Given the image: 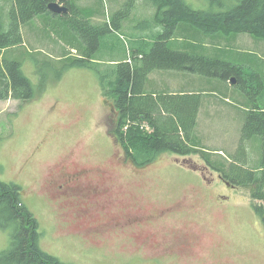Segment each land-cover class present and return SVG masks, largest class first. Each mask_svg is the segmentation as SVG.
Here are the masks:
<instances>
[{
    "label": "rangeland",
    "instance_id": "obj_1",
    "mask_svg": "<svg viewBox=\"0 0 264 264\" xmlns=\"http://www.w3.org/2000/svg\"><path fill=\"white\" fill-rule=\"evenodd\" d=\"M68 1L70 10L65 16L52 20L39 14L22 25L24 44L29 51L38 50V57L47 55L56 59L61 57L63 49L77 56L87 52L93 57L96 52L89 49L80 31L74 28L73 19H86L90 15L95 21H101L108 18L105 12L111 16L119 13L115 8L125 6V0ZM186 1L200 9L210 8L209 0ZM227 1L232 5V0ZM215 5L223 8L225 1L224 5ZM137 13L130 15L133 22L138 18ZM148 21L153 26L154 21ZM124 24L127 23L124 21ZM176 27L183 42H194L186 33L188 31L182 30L181 23ZM207 29L216 32L218 27L209 25ZM234 30L233 27V31L218 35L226 43L229 42L226 37L233 36L231 48H226L230 44L213 41L210 49L229 52L234 58L242 59L246 68L252 67L264 74V36L259 38L256 33L236 35L232 33ZM120 32L126 35L125 43L124 36H120L122 39L109 36L97 43L99 62L104 63L99 66L100 75L93 69L73 67L31 101L0 100V180L22 186L27 205L43 231L40 245L71 264H264V222L254 208V203L264 207V201L252 200L254 183L236 181V188H231L222 180L219 171L223 168L230 171L229 164L234 163L235 167L260 175V183L264 185L258 143L259 138L262 139L242 136L244 114L254 105L253 100L260 103L255 106L264 107V102L260 101V98L264 101V90L261 94L251 81L245 82L249 87L246 94L237 86L240 84L235 76L221 80L183 71L155 70L150 80H162L156 83V92L193 90L201 95L196 122L200 139L197 140L212 166L200 154L184 157L172 152L162 153L145 166H135L126 159L121 145L109 133L119 113L113 100L103 96L100 87V76H104L106 82L109 77L107 65L110 64L105 62L110 58L117 60L129 45L127 34L123 30ZM208 37L204 33L197 43L204 46ZM71 42L76 43L75 49L73 44L69 45ZM138 45L144 48L143 44ZM111 46L116 48L115 56L107 50ZM22 53L24 73L33 84L39 85L41 77L34 72L33 60L28 58L25 49ZM56 66L55 63L50 69ZM138 122L130 123L128 128L140 126ZM142 124L146 135L152 133L149 125ZM69 159L86 167L104 166L114 178L117 186L100 199L105 206L102 212L98 213L96 204L59 197L47 188L49 177L56 176L55 166ZM173 204H182L181 209L175 210L180 211L165 221L146 224L150 229L157 224L166 227V234L152 242H144V233L139 234L137 230H92L111 225L127 213H146ZM175 231L196 242L192 249L153 252L156 241L170 239ZM10 238V231L0 228V252L9 246Z\"/></svg>",
    "mask_w": 264,
    "mask_h": 264
},
{
    "label": "trees",
    "instance_id": "obj_2",
    "mask_svg": "<svg viewBox=\"0 0 264 264\" xmlns=\"http://www.w3.org/2000/svg\"><path fill=\"white\" fill-rule=\"evenodd\" d=\"M51 1L55 0H0V100L11 98L22 103L31 101L41 96L49 85L58 82L73 67L93 69L99 74V66L104 63L99 62L97 43L109 36L120 39V36H124L122 41L125 43L126 35L120 32L123 30L129 38V45L124 47L117 60L110 58L105 62L110 64L107 65L110 68L109 77L106 82L104 76H100V87L103 96L113 100L119 113L111 123L109 133L121 145L126 159L135 166H145L162 153L171 152L184 157L200 154L212 166L207 152L197 140L200 139L196 122L201 95L193 90L179 93L148 89L149 76L155 70L183 71L221 80L235 76L240 84L237 86L246 94L245 90L249 87L245 86V82L251 81L261 94L264 90V74L258 69L246 68L242 59L234 58L229 52L210 49L213 41L221 45L230 44L226 48H231L233 36L226 37L229 39L226 43L218 35L223 34V31H233V27L236 30L232 33L236 35L256 33L259 38L264 36V0H232V5L227 0H209L210 8L206 9L194 7L186 0H125L124 7L115 8V12L119 13L109 16L105 12L108 18L104 17L101 21H95L90 15L86 19L74 18V28L80 31L89 49L96 52L94 59L87 52L77 56L66 49L56 59L47 55L38 57V50L29 51L30 48L24 44L22 25L39 14L52 20L65 16L49 10ZM61 3L70 10L68 0H61ZM215 4L224 7H216ZM133 12L138 14L134 22L130 16ZM149 19L154 21L153 26L149 24ZM179 23L194 42L187 44L181 40L179 28L176 27ZM209 25L218 27L216 32L209 31ZM203 32L209 37L205 45L201 46L197 41L202 39ZM67 40L70 41L68 36ZM72 44L75 49L76 43H69ZM138 44H143L144 50ZM23 49L34 62V72L41 77L39 85L33 84L23 71ZM107 50L111 56L116 55L115 46ZM219 53L222 56H213ZM55 63L57 69H50ZM253 101L254 105L244 114L246 119L242 136L261 137L262 140H258L261 147L260 163L264 166V107L255 106L259 102ZM260 101L264 102L261 98ZM137 120L140 126L137 124L128 128L130 123ZM142 123L149 125L153 129L152 133L146 135L141 128ZM1 142L0 138V147ZM224 169H217L223 179L235 185L236 181L254 183L256 188L252 191V200L264 201V185L260 183V175L235 167L234 163L229 164L230 171ZM22 193L23 188L18 183L0 180V228L10 231L11 235L9 246L0 252V264H71L42 248L43 231ZM254 208L264 222L262 204L254 203Z\"/></svg>",
    "mask_w": 264,
    "mask_h": 264
},
{
    "label": "flooded vegetation",
    "instance_id": "obj_3",
    "mask_svg": "<svg viewBox=\"0 0 264 264\" xmlns=\"http://www.w3.org/2000/svg\"><path fill=\"white\" fill-rule=\"evenodd\" d=\"M71 164L76 167H72ZM55 175L50 176L47 188L53 190L59 197L73 198L74 200H82L85 203L96 204L99 208L98 213L102 212L105 206L101 204L100 199L109 194L117 186L114 178L108 173V170L101 165L86 167L76 162L65 161L55 166ZM222 178V177H221ZM225 184L231 188L237 185L231 184L222 178ZM182 204H177L167 208L149 212L127 213L111 225H101L100 228H94L96 232L106 231H124L137 230L144 233V242H152L159 236L166 234V227L157 224L154 229L146 226L147 223H158L165 221L170 216L176 214L177 209H181ZM80 211V210H79ZM77 209L76 215L79 216ZM196 242L185 239L180 232H173L170 239L163 242L156 241V248L153 252H181L190 250Z\"/></svg>",
    "mask_w": 264,
    "mask_h": 264
},
{
    "label": "water",
    "instance_id": "obj_4",
    "mask_svg": "<svg viewBox=\"0 0 264 264\" xmlns=\"http://www.w3.org/2000/svg\"><path fill=\"white\" fill-rule=\"evenodd\" d=\"M48 8L50 11L58 14H65L68 13V7L64 4H62L59 1H53L48 4ZM236 82V81H234Z\"/></svg>",
    "mask_w": 264,
    "mask_h": 264
},
{
    "label": "crops",
    "instance_id": "obj_5",
    "mask_svg": "<svg viewBox=\"0 0 264 264\" xmlns=\"http://www.w3.org/2000/svg\"><path fill=\"white\" fill-rule=\"evenodd\" d=\"M96 12V11H95ZM159 72H165V70H159ZM167 72L170 73V70H167ZM180 71H176V72H173V73H179ZM181 73V72H180ZM152 74V73H151ZM150 74V75H151ZM180 77V76H179ZM181 78V77H180ZM154 81V82H153ZM159 81H162V80H159L157 79L156 81L155 80H150V76H149V86H148V89H151V88H155L156 87V83L159 82ZM192 81H194V79H192ZM182 83V81L180 82Z\"/></svg>",
    "mask_w": 264,
    "mask_h": 264
}]
</instances>
